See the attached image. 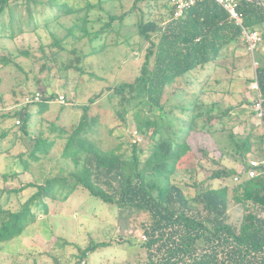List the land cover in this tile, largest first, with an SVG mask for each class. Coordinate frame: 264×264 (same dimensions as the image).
I'll use <instances>...</instances> for the list:
<instances>
[{
  "label": "rangeland",
  "instance_id": "1",
  "mask_svg": "<svg viewBox=\"0 0 264 264\" xmlns=\"http://www.w3.org/2000/svg\"><path fill=\"white\" fill-rule=\"evenodd\" d=\"M51 1L57 2L52 5ZM51 1L12 0L14 16L30 21L31 26L16 23L14 30L23 28V33L15 38L9 37L10 27L6 36L0 35L1 204L6 210L20 209L36 188L14 192L8 199L4 190L30 181L45 184L47 190L51 183L56 187L54 196L49 194L31 203L35 222L20 236L0 244V264H74L80 249L99 241L109 244L89 252L87 264H146L148 249L143 237L152 224L151 213L122 207L118 200L105 202L84 186L76 185L73 173L83 169L85 153L80 146L71 147L70 155L64 149L83 119L85 105L90 109L85 124L88 133L83 136L103 151L100 159L109 165L116 160L106 152L116 150L117 158L127 163L128 173L137 178V173L143 172L148 188L157 197L163 182L157 173L145 170L147 160L158 138L183 140L186 148L171 182L181 185L190 197L204 187L228 185L227 220L240 225L243 205L232 198L237 180L210 179L209 175L217 168L230 167L246 175L249 160L264 157V121L255 111L258 93L251 89L256 75L254 60L259 61L258 67L264 66V22L256 25L263 41L254 54L242 38L233 41L217 60L165 84L162 106L148 105V94L141 90L137 79L151 41L140 34L139 25L157 23V29L151 32L157 48L173 20L170 4L166 0ZM62 3L64 9L74 11L65 12ZM240 3L244 8L256 6L264 13V0ZM11 17L6 11L5 21L9 23ZM5 57L12 61L7 63ZM156 64L154 55L152 70ZM124 83L135 86L120 91ZM36 90L47 98L53 94L51 102L26 105V97ZM59 94L70 100L65 104L57 102ZM22 107L32 114L28 135L17 122L24 116L10 115L18 110L22 113ZM230 107L233 109L229 114L219 117L221 109ZM192 115L196 120L190 130ZM145 120L151 127L137 134ZM54 123L59 128L54 129ZM248 139L252 150L243 156L237 151V143ZM135 143L138 162L134 160ZM78 153L79 157L72 156ZM92 180L99 182L95 177ZM48 181L51 183L47 186ZM113 183L118 186L116 180ZM100 184L105 191H113L108 183ZM68 189L73 191L63 199ZM192 202L205 215L202 205Z\"/></svg>",
  "mask_w": 264,
  "mask_h": 264
},
{
  "label": "trees",
  "instance_id": "2",
  "mask_svg": "<svg viewBox=\"0 0 264 264\" xmlns=\"http://www.w3.org/2000/svg\"><path fill=\"white\" fill-rule=\"evenodd\" d=\"M11 1L0 0V35L6 36V30L10 27L9 37L15 38L23 33V28L19 31L14 30L16 23H22V26L23 24L31 26V24H29L30 21H21L20 18L17 19L14 16ZM54 3L52 2V5ZM63 5L62 3L61 7L64 9ZM64 10L68 13L74 11L72 8ZM6 11L12 16L9 23L4 19ZM239 12L243 25L247 28H256L257 24L264 22V13L257 11L256 6L244 8L240 3ZM172 16L173 20L168 24L157 48L151 35V32L157 29V23L148 21L139 25L140 34L151 41L142 67V74L137 79L141 90L148 94V105L162 106L161 99L165 84L198 66H205L217 60L226 45L240 40L242 36V28L231 19L229 13L216 0H203L178 18L174 16L172 8ZM38 24L39 21L31 29L34 30ZM25 54L31 55L30 52H25ZM154 55L157 56V64L152 70L150 63ZM3 60L7 63L12 61L6 57ZM256 73L260 93L264 100V66L257 67ZM128 86L134 87L135 83H124L120 91ZM53 96L51 94L48 98L34 103L47 102L49 104ZM66 99L70 100L69 97ZM91 100L95 101V99ZM28 104L30 103H26ZM193 107L190 108L193 109ZM48 109L49 106L44 111L47 112ZM89 109L90 106L85 105L83 119L69 137L64 149L66 154L71 147L80 146L85 153L86 164L78 174L73 173L76 177V185L84 186L92 195L100 197L105 202L112 203L118 200L117 202L122 207H129L131 210L134 208L137 211L147 210L151 213L153 221L150 228L146 230L148 237L145 235V246L148 249L146 264H264V172L262 170L260 174L249 177L246 173L249 167L247 165L244 171L246 175H242L243 171H237L233 167L217 168L209 175L210 179L239 177L233 186L232 198L243 205L244 215L240 225H236L227 220L230 199L228 185L218 188L204 187L196 196L190 197L181 185L171 182V175L177 171V164L183 156L186 142L161 137L157 139L145 167L146 171L151 170L152 174L157 173L163 182L158 186L157 197H154L146 184L143 172L137 173V178H134L131 173L130 175L126 170L127 163L117 158V151L114 149L106 152L108 156L116 160L108 165L107 160L100 159L103 151L92 144V140L87 136H83L88 133L85 124L89 119ZM232 109L231 107L226 110L221 109L222 113L219 117H225ZM23 111L21 113V110H18L10 115L20 118L24 116L23 119L17 121H19L22 132L28 135L32 114L27 108ZM2 116L9 117L5 114ZM262 119L264 121V115ZM147 120L139 125L138 132L144 133L151 127L150 121L146 123ZM195 120L196 115H192L189 120L190 130L193 129ZM57 128L59 127L55 124L54 129ZM133 150L134 160L138 162L136 143ZM251 150L252 143L249 139L237 143V151H240L243 156ZM79 153L72 156L79 157ZM94 177L99 182L95 183L92 180ZM61 180L67 183L66 178ZM114 180L117 181L118 186L114 185ZM50 183L48 181L47 186ZM100 183H108L113 191L111 193L105 191ZM54 186L55 184L51 183L47 190L44 188L45 184L30 181L18 188L4 190L8 199L14 192L20 193L30 187L36 188L23 206L16 211L4 209L0 199V244L20 236L27 226L35 222L36 214L32 211L31 203L36 199L42 201L49 194L54 196L56 193ZM72 191L68 189L67 193L63 194V199H67ZM115 195L118 198H115ZM192 201L202 205L206 211L205 215L193 205ZM44 207L45 210L48 209L46 203ZM107 244H109L108 241H99L80 249L79 258L74 264L81 261L87 264L89 252Z\"/></svg>",
  "mask_w": 264,
  "mask_h": 264
},
{
  "label": "built area",
  "instance_id": "3",
  "mask_svg": "<svg viewBox=\"0 0 264 264\" xmlns=\"http://www.w3.org/2000/svg\"><path fill=\"white\" fill-rule=\"evenodd\" d=\"M173 8L174 16L176 18L183 16L186 14L193 6L202 2L203 0H166ZM230 15L231 19H233L241 28H242V40L247 44L248 49L251 53H255L256 48L263 41V34L257 28H247L243 25L242 17L239 12L240 0H216ZM255 68L257 69L259 65L258 60H254ZM255 80L251 83V89L255 90L258 93L257 100L254 104L256 114L260 119L263 118L264 115V107H263V98L260 93L259 83L257 80V73L255 75ZM45 95L41 90H36L32 94L28 95L25 99L26 103H34L40 102L46 99ZM51 102V99L49 100ZM56 101L62 104L67 103V99L65 94H59L56 98ZM19 123V121H17ZM138 134V131H137ZM248 169L246 171L249 177H254L260 174L261 170L264 172V157L262 159H250L248 162ZM235 180H239V177L236 176ZM143 240H146V236L144 235ZM76 264H86L85 261H81Z\"/></svg>",
  "mask_w": 264,
  "mask_h": 264
},
{
  "label": "water",
  "instance_id": "4",
  "mask_svg": "<svg viewBox=\"0 0 264 264\" xmlns=\"http://www.w3.org/2000/svg\"><path fill=\"white\" fill-rule=\"evenodd\" d=\"M254 1H259V0H254Z\"/></svg>",
  "mask_w": 264,
  "mask_h": 264
}]
</instances>
